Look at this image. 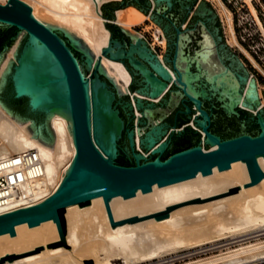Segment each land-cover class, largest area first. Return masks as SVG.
Segmentation results:
<instances>
[{
    "label": "water",
    "instance_id": "obj_1",
    "mask_svg": "<svg viewBox=\"0 0 264 264\" xmlns=\"http://www.w3.org/2000/svg\"><path fill=\"white\" fill-rule=\"evenodd\" d=\"M195 1L148 0L153 5L149 14L132 4L163 29L166 51L162 59L143 36L112 20L106 24L119 28L128 39L115 37L110 29L108 45L96 55L77 33L56 19L40 18L46 25L38 21L22 0L0 4V64L16 35L21 29L26 31L13 50L16 63L9 57L0 74V106L18 123L32 120L25 129L50 149L55 133L49 119L60 114L76 147L57 190L37 204L0 214V233L13 235L19 222L31 226L53 218L60 240L46 246L54 247L65 243L62 213L69 203L102 194L113 225L240 187L113 221L107 200L115 194L131 196L138 187L142 192L151 190L154 182L163 185L194 176L198 170L206 174L214 165L220 170L239 158L245 160L251 179L243 186L264 177L256 162L258 155L264 156V106H257L256 95L253 99L246 95L243 101L255 113L238 103L251 78L249 70L224 41L220 20L207 0H200L185 27L180 26ZM114 14L115 10L107 18ZM101 55L122 61L132 78L140 76L139 86L126 91ZM135 109L141 115L136 116ZM188 119L190 124L180 126ZM211 144L217 147L205 151ZM40 248L43 245L0 256V262Z\"/></svg>",
    "mask_w": 264,
    "mask_h": 264
},
{
    "label": "bare ground",
    "instance_id": "obj_2",
    "mask_svg": "<svg viewBox=\"0 0 264 264\" xmlns=\"http://www.w3.org/2000/svg\"><path fill=\"white\" fill-rule=\"evenodd\" d=\"M24 1L31 5L34 18L42 23L44 22L40 18L56 19L77 33L96 55L108 45L111 31L106 21H110V18L102 14L101 6L111 0ZM6 2L7 0H0L2 5ZM222 6L235 40L231 13L223 3ZM251 9L261 25L253 5ZM146 18L148 15L141 9L129 5L116 9L112 21L128 30ZM158 39L163 45L166 43L162 29ZM234 40L229 42L233 43ZM17 44L18 40L11 46L12 49L10 47L9 54L7 52V59L1 63L0 74L9 57L15 58L13 50ZM101 57L113 68L128 91L132 75L126 65L106 55ZM169 69L175 77L173 70ZM251 78L238 101L243 107H247L243 103L246 95L250 99L255 98L254 95L261 97L260 89H256ZM263 105L264 102L260 99L257 106ZM250 109L255 112V109ZM135 113L136 116L141 115L137 109ZM31 122L30 119L23 123L16 122L0 106V158L33 149L42 165L41 175L27 177L13 189L7 203L0 206V214L37 204L53 194L75 156L73 134L71 131L70 135L64 117L54 113L49 119L55 133L52 149L37 142L38 138L30 137L25 126ZM192 125L195 127L194 122ZM135 140L138 144L137 127ZM216 147L217 144H211L203 148L207 151ZM256 162L264 173V156L258 155ZM229 166L218 170L217 165H214L209 173L202 174L198 170L194 176L159 186L154 182L151 190L142 192L138 187L134 195L124 198L121 193L110 196L107 203L112 220L117 221L164 210L165 206L192 198L202 199L226 192L236 185L240 187L229 194L201 202L185 203L167 212L133 222L127 220L111 225L102 194L88 200L83 199V202L69 203L62 213L65 243L54 247L46 246V243L60 240L53 218L31 226L26 221L19 222L14 226L15 234L10 235L9 231L0 233V256L22 253L40 245L43 248L16 258L3 259L0 264H111L117 258H122L124 264H149L184 251L217 244L230 237L236 239L247 235L252 237L229 243L242 242L239 247H227L226 250L204 257H192L180 264H233L262 256L264 237L260 236L264 235V177L243 186L251 181L245 160H232Z\"/></svg>",
    "mask_w": 264,
    "mask_h": 264
},
{
    "label": "rangeland",
    "instance_id": "obj_3",
    "mask_svg": "<svg viewBox=\"0 0 264 264\" xmlns=\"http://www.w3.org/2000/svg\"><path fill=\"white\" fill-rule=\"evenodd\" d=\"M22 1L25 2L24 0ZM207 1L209 2V4L211 5L217 17L220 20L224 41L228 44V46L232 49V51L236 54V56L249 70L248 76L252 77L256 89H260L261 97L257 99L258 102L260 101V99L264 102V0H229V1L220 0L231 13L232 26L235 33V40L233 39V36L231 35V31L229 30L226 14L222 6V3L219 0H207ZM113 2H115V0H111L103 3L101 9H103V6H107V4ZM25 3L28 4L27 2ZM251 5H253V7L256 9L257 15L261 21V25L258 23V20L253 15ZM29 6L31 7V5ZM112 19L110 18V20ZM160 30L161 28L152 19H150L148 15V18L132 26V28L128 29L127 31L135 34L142 33L143 36L146 38V40H150V36H151L150 32H153V43H154L153 45L155 47V50L163 54V50L165 49V44L163 45L161 41L158 39ZM25 32L26 31L24 29H21V32L18 35H16V38H14L13 43L15 44L17 40L19 43ZM115 37L117 36L115 35ZM232 40H234L233 43H230L229 41ZM13 43H11L12 47L14 45ZM159 43L162 45V47L160 48L162 50H159L158 46L156 45ZM6 55L2 59L3 63L7 59ZM159 56L162 57V55ZM12 59L16 63L17 60L15 58ZM1 67L2 65L0 64V69ZM245 86L246 84L244 85V88ZM253 113L255 112L253 111ZM191 145H193V143ZM247 236H242L236 239H234V237H230L221 242H217V244L208 245L204 248H197L193 250L184 251L162 260H155L154 262L149 264H180L189 260L192 257L197 258V257L212 255L217 252L219 253L222 250H226L227 247L229 248L239 247L242 242H238L234 244H229V243H232L233 241L234 242L245 241L244 239L246 238L248 239L249 237H252L251 235H247ZM260 237L263 238L264 235ZM227 244L228 246H226ZM192 253L194 254L191 255ZM111 264H124V263L122 258H117L111 261Z\"/></svg>",
    "mask_w": 264,
    "mask_h": 264
},
{
    "label": "built area",
    "instance_id": "obj_4",
    "mask_svg": "<svg viewBox=\"0 0 264 264\" xmlns=\"http://www.w3.org/2000/svg\"><path fill=\"white\" fill-rule=\"evenodd\" d=\"M41 173L42 165L33 149L0 158V206L7 203L20 182ZM233 264H264V255Z\"/></svg>",
    "mask_w": 264,
    "mask_h": 264
},
{
    "label": "flooded vegetation",
    "instance_id": "obj_5",
    "mask_svg": "<svg viewBox=\"0 0 264 264\" xmlns=\"http://www.w3.org/2000/svg\"><path fill=\"white\" fill-rule=\"evenodd\" d=\"M200 0H196L194 5L192 6L191 10L189 11L188 15L186 16L185 20L180 24L181 27H185L187 21L189 20L191 14L193 13L195 7L197 6L198 2ZM132 4H135L137 5L139 8H142L143 11L147 12L148 14L151 13V9L153 8V5L150 4V2L148 3V0H123V3L120 4L118 1H115L113 3H109L107 4V6H103V9H102V14L105 15L106 17L107 16H111L114 12V10L118 9V8H124L126 6H129V5H132ZM147 14V15H148ZM115 15V14H114ZM107 26L112 30V33L113 35L119 37L120 39H124V40H127V35L126 33L122 32L119 28L113 26L112 24H109L107 23ZM161 28V27H160ZM162 29V28H161ZM162 32H163V29H162ZM151 36H150V40H146L148 45L152 48V50L158 55H163L166 51V43H165V49L163 50V54L157 52L155 50V47H154V43H153V32H150ZM164 34V32H163ZM139 35L143 36L142 33H139ZM165 36V35H164ZM144 37V36H143ZM145 38V37H144ZM146 39V38H145ZM153 45V46H151ZM159 48V50H162L160 49L162 47V45L159 43V44H156ZM133 80L130 82L129 84V87L132 89V90H135L138 86H139V81H140V76L139 75H134ZM171 84V82H169V85ZM190 121L191 120H187L186 122H184L183 124H181L180 126L182 125H185V124H190ZM193 127V126H192Z\"/></svg>",
    "mask_w": 264,
    "mask_h": 264
},
{
    "label": "trees",
    "instance_id": "obj_6",
    "mask_svg": "<svg viewBox=\"0 0 264 264\" xmlns=\"http://www.w3.org/2000/svg\"><path fill=\"white\" fill-rule=\"evenodd\" d=\"M190 146V145H189ZM182 149V148H181ZM179 150V149H178ZM177 151V150H176ZM174 152V151H173Z\"/></svg>",
    "mask_w": 264,
    "mask_h": 264
}]
</instances>
